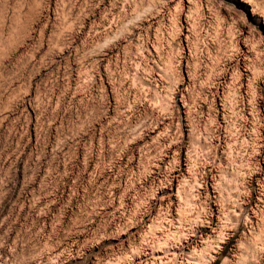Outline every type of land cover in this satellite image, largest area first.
<instances>
[{"label": "rangeland", "instance_id": "1", "mask_svg": "<svg viewBox=\"0 0 264 264\" xmlns=\"http://www.w3.org/2000/svg\"><path fill=\"white\" fill-rule=\"evenodd\" d=\"M0 264H264V0H0Z\"/></svg>", "mask_w": 264, "mask_h": 264}]
</instances>
